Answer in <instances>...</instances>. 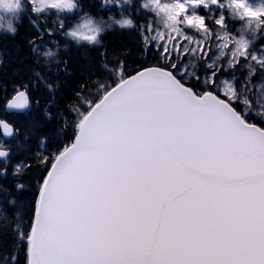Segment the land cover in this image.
<instances>
[{
	"label": "snow or ice",
	"instance_id": "1",
	"mask_svg": "<svg viewBox=\"0 0 264 264\" xmlns=\"http://www.w3.org/2000/svg\"><path fill=\"white\" fill-rule=\"evenodd\" d=\"M105 3L24 0L0 47V264H264V0Z\"/></svg>",
	"mask_w": 264,
	"mask_h": 264
},
{
	"label": "trees",
	"instance_id": "2",
	"mask_svg": "<svg viewBox=\"0 0 264 264\" xmlns=\"http://www.w3.org/2000/svg\"><path fill=\"white\" fill-rule=\"evenodd\" d=\"M141 2V0H132V11L135 12V6L138 5ZM95 3L100 6L99 12H97L96 8L93 7L90 9V14L95 19H101L107 20L109 15H112L116 18L120 17V9L112 5L111 3H105V0H95ZM121 3H123V0H121ZM128 6L125 5V10L127 11ZM54 17H50L49 21L51 22V19ZM133 18L136 20L137 23L140 22L139 17L133 16ZM239 27V24H236L233 28V31L235 32V28ZM32 35V32L30 30V25L28 21V17L26 14H22V22L18 25V31L15 36L7 35V34H0V47L6 49L9 53V55H6L4 57L5 61V73L4 76L7 78L11 75L12 70L14 67H16L15 63L13 62V55L15 54L17 48L23 50L24 44L27 38ZM238 35V33H237ZM105 41H107L110 45L115 46L117 48H129L132 50V55L129 57V63H133L136 60H142L143 57L137 55V48L139 47L137 43V37L135 36V33L133 32H122V31H112L110 30L107 32L104 36ZM46 43V42H45ZM61 44H63V41H61ZM259 46V45H258ZM41 52L44 50V46L41 47ZM65 55H71L74 59H78L81 55V50L77 49L75 46H72L69 48L67 52L61 51L60 56ZM44 64L43 57H40V67H42ZM37 96L41 99V104L39 108L37 109V112L42 115L43 109H44V96L43 93L37 92ZM0 117H3V113L0 112ZM6 120H11V116L3 117ZM0 185L11 187L8 181L0 180ZM11 193H5L3 191V187H0V205H3L7 208L6 212H0V231H5L9 227L14 226V215H13V209L11 206L7 205V200L11 199ZM8 217V220L6 221L4 219V216ZM11 222V223H10ZM4 252H11V248H5L0 250V255H3Z\"/></svg>",
	"mask_w": 264,
	"mask_h": 264
},
{
	"label": "clouds",
	"instance_id": "3",
	"mask_svg": "<svg viewBox=\"0 0 264 264\" xmlns=\"http://www.w3.org/2000/svg\"><path fill=\"white\" fill-rule=\"evenodd\" d=\"M23 5L24 0H0V34L15 35L22 22Z\"/></svg>",
	"mask_w": 264,
	"mask_h": 264
},
{
	"label": "water",
	"instance_id": "4",
	"mask_svg": "<svg viewBox=\"0 0 264 264\" xmlns=\"http://www.w3.org/2000/svg\"><path fill=\"white\" fill-rule=\"evenodd\" d=\"M0 135L2 136V129H0Z\"/></svg>",
	"mask_w": 264,
	"mask_h": 264
}]
</instances>
